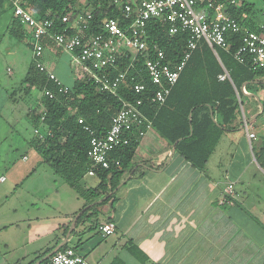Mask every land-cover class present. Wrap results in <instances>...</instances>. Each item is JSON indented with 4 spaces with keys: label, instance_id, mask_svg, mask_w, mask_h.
<instances>
[{
    "label": "crops",
    "instance_id": "crops-1",
    "mask_svg": "<svg viewBox=\"0 0 264 264\" xmlns=\"http://www.w3.org/2000/svg\"><path fill=\"white\" fill-rule=\"evenodd\" d=\"M243 2L249 4L239 0L232 7L238 8ZM5 9L12 11L10 1L0 0V23ZM261 9V5L258 9L251 5L250 11L243 13L246 18L242 26L256 31ZM12 23L11 16L8 34ZM18 41L29 46L25 33ZM61 55L66 56L63 65L73 85L70 54L47 45L41 63L46 75L69 88L72 85L63 81ZM13 69L7 66L6 73L11 74ZM10 86L11 82L3 88ZM35 101L42 109L38 96ZM242 103L241 121L221 135L202 170L181 158L174 145L152 128L137 142L128 171L109 196L113 200L101 205L105 196L86 203L74 190L64 191L60 197L58 190L48 186V194L36 197L29 205L37 207L36 214L0 224V232L13 229V247L21 251L25 235L48 242L45 247H35L32 261L27 264H41L64 246L75 249L90 264H264V171L254 156L264 141V91L243 98ZM27 115L31 120L37 117L30 109ZM243 118L256 136L251 142L242 128ZM34 139L29 141L31 146ZM17 146L13 144L10 149ZM41 163L46 165L43 160ZM34 175H39L36 170L28 177ZM52 182L56 184L57 180ZM98 183L96 175L86 174L80 186L94 188ZM228 186L232 187L230 194L225 192ZM44 189L40 185L33 194L37 196ZM39 205L47 207L49 214L40 212ZM87 206H100L96 220L85 218L72 226L76 215ZM106 221L115 224V232L103 237L97 227ZM20 256L17 264H25L28 255L22 251Z\"/></svg>",
    "mask_w": 264,
    "mask_h": 264
},
{
    "label": "trees",
    "instance_id": "trees-1",
    "mask_svg": "<svg viewBox=\"0 0 264 264\" xmlns=\"http://www.w3.org/2000/svg\"><path fill=\"white\" fill-rule=\"evenodd\" d=\"M216 1L225 3L227 0ZM23 7L36 20H54V30L58 31H63L64 28L61 17L72 16L82 9L92 11L96 25L91 28L90 33H98L99 24L103 20L117 19L120 16L113 0H25ZM250 9L251 5L243 2L238 8L227 7L226 12L242 26L241 15ZM24 33L23 28L13 18L9 34L21 40ZM241 36V33H228V48H214L219 61L208 45L200 41L165 103L160 107L149 101L155 88L142 68L141 57H137L128 69L127 87L117 95L110 91L101 92L94 82L87 80V70L73 60L71 68L74 83L67 94H62L60 86L48 78L45 72L30 65L22 82L23 89L26 93L32 89L42 93L41 114L34 119V128L43 127L47 130L45 138L41 141L35 138L32 146L42 156L43 163L86 203H93L107 196L117 188L128 171L137 142L111 152L108 155L107 170L93 168L87 157L91 135L84 126L78 124V120L81 118L85 127L94 135L103 137L109 129L112 117L121 107V100H131L134 97L130 86L143 83L147 88L141 107L144 117L151 122L152 128L162 139L171 145L176 143L175 151L181 158L202 170L221 135L233 129L237 121H241L239 107L243 105V98L255 97L260 91H264V69L255 71L249 59L242 63L234 59V54L241 45ZM187 40L188 33L171 35L167 24L152 20L147 25L146 48L150 58L153 57V49L156 47L164 53L165 62L175 64L182 57ZM42 42L44 47L55 46L49 38ZM127 65L128 60L123 58L119 61L118 68L124 69ZM222 67L227 71L230 81H218L217 76L222 73ZM110 73L114 75L115 71L110 70ZM44 91H49L53 98L46 96ZM259 104L262 105V102ZM254 156L264 171V141L258 153L254 152ZM91 169H94L99 183L94 188L84 189L80 186V181ZM110 200H113V196L101 205ZM99 207L93 206L83 212L76 224L85 218L96 220ZM64 248L67 246L61 249ZM48 260L41 264H47Z\"/></svg>",
    "mask_w": 264,
    "mask_h": 264
},
{
    "label": "built area",
    "instance_id": "built-area-1",
    "mask_svg": "<svg viewBox=\"0 0 264 264\" xmlns=\"http://www.w3.org/2000/svg\"><path fill=\"white\" fill-rule=\"evenodd\" d=\"M9 1L14 20L23 28L31 44L33 65L40 72H45L41 63L44 51L42 41L49 38L56 47L70 54L73 61L87 70V80L94 82L101 92L110 91L117 95L126 88L127 71L137 57H141L142 68L155 88L149 96V101L160 107L165 103L197 44L200 41L205 42L219 61L214 48H228V33L242 35L241 45L235 52L234 59L240 63L249 59L253 70L264 69V0H260L262 19L256 31L241 26L226 13L227 7L236 4L235 0H227L225 3L216 0H113L120 16L117 19L103 20L99 24L98 33H90L91 28L96 25L91 10L82 9L72 16L61 17L64 28L63 31H58L54 30V20H36L26 11L23 7L25 0ZM241 18H246L243 13ZM152 20L167 24L171 35L188 33L186 49L177 63L165 62L164 53L156 47L153 49V57H148L146 29ZM123 58L128 60V65L120 69L118 64ZM110 70L115 71V74L111 75ZM46 76L60 86L62 94L68 93L69 88L62 86L54 76ZM217 79L221 82L230 81L223 67ZM129 89L134 97L131 100H121V107L112 117L109 129L103 137L94 135L85 127L81 118L78 120V124L84 126L91 135L87 157L93 168L107 170L108 155L111 152L138 142L152 129L151 122L141 112L146 86L143 83H134ZM44 94L53 98L49 91H44ZM236 99L240 103L238 94ZM242 123L246 137L251 142L256 136L245 118ZM46 131L43 127L35 128L34 137L41 141L45 138ZM86 174L94 176L95 171L91 169ZM3 180L4 178H1L0 181ZM231 189L232 187L228 186L225 192L230 194ZM97 230L103 237H108L114 234L115 224L106 221L100 223ZM47 264L90 263L75 249L67 247L53 253Z\"/></svg>",
    "mask_w": 264,
    "mask_h": 264
},
{
    "label": "rangeland",
    "instance_id": "rangeland-1",
    "mask_svg": "<svg viewBox=\"0 0 264 264\" xmlns=\"http://www.w3.org/2000/svg\"><path fill=\"white\" fill-rule=\"evenodd\" d=\"M235 1L239 2V0ZM245 1L254 5L256 9L261 5L260 0ZM11 16L13 17L12 11L5 9L2 16L3 22L0 23V136L4 135V139L0 141V178H4V182H0V224L3 225L8 221L13 223L21 217L36 214L37 207L29 205L36 197H43L48 194V186H53L54 190H58L61 194L60 197H63L64 191L73 192L59 176L41 163V156L29 144V141L34 138V120L28 117L27 112L29 109L33 110L38 116L41 109L35 98L38 96L40 101L42 94L37 89L28 93L23 89L22 80L29 64L31 61L33 63L34 59L30 43L28 46L26 42L18 41L7 33ZM65 58V55H61V68L64 71L63 81L66 85H72L73 81L69 71L67 70L65 73L63 65ZM10 62H13L14 66ZM7 66L14 67L11 74L6 73ZM10 82L11 86L4 89L3 87ZM13 144H18V146L10 149ZM39 164L40 167L37 168ZM33 170H36L39 175L29 178L28 176ZM52 180H57L56 184ZM40 185L41 188L45 189L38 191L36 196L33 191ZM17 204L22 206H17ZM38 209L46 215L50 212L44 206L39 205ZM13 232V229L0 232V264H17L22 251L28 255L24 261L27 264L32 261L35 247H45L48 243L43 242V239L37 242L40 238L30 239L25 235L26 244L22 246L23 250L21 251L13 247Z\"/></svg>",
    "mask_w": 264,
    "mask_h": 264
},
{
    "label": "water",
    "instance_id": "water-1",
    "mask_svg": "<svg viewBox=\"0 0 264 264\" xmlns=\"http://www.w3.org/2000/svg\"><path fill=\"white\" fill-rule=\"evenodd\" d=\"M243 88H244V87H243ZM213 121H214V120H213ZM214 122H215V121H214ZM175 145H176V143L174 144V148H175ZM118 187H119V185L117 186V188H118ZM117 188H116V189H117ZM116 189H115V190H116ZM115 190H113L112 193H114ZM112 193L108 194L105 198L102 199V201L105 200V199H107ZM100 202H101V201H100ZM89 207H90V206L85 207L83 210H81V211L76 215L75 219L73 220V222H72V224H71L72 226L75 225L77 219H78V218L81 216V214H82L83 212H85ZM57 250H58V249H57ZM57 250H56V251H57ZM56 251H54L53 253H55ZM53 253H52V254H53ZM52 254H50L49 257H50Z\"/></svg>",
    "mask_w": 264,
    "mask_h": 264
}]
</instances>
